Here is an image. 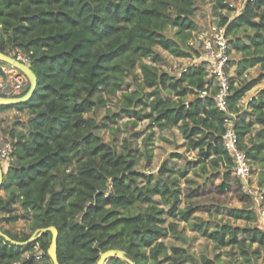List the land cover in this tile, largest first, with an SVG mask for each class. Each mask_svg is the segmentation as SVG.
Masks as SVG:
<instances>
[{
	"label": "trees",
	"instance_id": "obj_1",
	"mask_svg": "<svg viewBox=\"0 0 264 264\" xmlns=\"http://www.w3.org/2000/svg\"><path fill=\"white\" fill-rule=\"evenodd\" d=\"M201 2L212 3L217 23L226 26L230 74L235 68L227 111L216 105L218 86L205 63H190L178 75L158 66V47L179 58L199 56L188 42L199 29L194 17ZM233 11L227 0H0V51L28 55L38 81L29 101L0 105V113H25L3 130L13 149L0 184V229L24 242L37 229L56 226L60 264H96L111 249L125 251L135 264H258L264 259L255 198L244 191L223 144L231 119L251 164L264 163V87L243 104L264 78V0H246L232 17ZM4 65L0 61V76ZM254 67L260 74L245 78ZM131 83L135 88L125 92ZM203 90L210 93L202 96ZM118 91H123L122 112L149 118L161 130L177 128L185 151L196 156L173 152L174 163L165 160L157 172L139 169L141 157L152 161L153 134L144 150L134 142L140 132L119 144L106 141L90 115L105 104L103 93ZM119 116L108 117L115 122ZM190 173L204 177V183L221 177L220 192L231 189L236 178L247 203H214L209 217L198 215L195 205L183 201L182 180ZM260 174L264 205V168ZM194 181L199 186L192 194L203 185ZM21 218L29 232L4 226ZM189 231L216 249H228L226 258L220 252H192L196 236ZM52 236L45 232L29 244H17L0 235V264H54L48 254ZM124 262L111 257L106 264Z\"/></svg>",
	"mask_w": 264,
	"mask_h": 264
},
{
	"label": "rangeland",
	"instance_id": "obj_2",
	"mask_svg": "<svg viewBox=\"0 0 264 264\" xmlns=\"http://www.w3.org/2000/svg\"><path fill=\"white\" fill-rule=\"evenodd\" d=\"M227 1L235 8V11L231 13L232 17L242 10L246 2V0ZM194 18L198 24L199 29L208 28L209 25L217 23L219 21V17L215 15L212 10V3L209 2L200 3V10L197 12V15ZM157 51L162 56V60L158 63V66L161 70L169 71L171 74L178 75L181 68L191 63L190 58L176 57L161 47H158ZM234 55L235 52H232V57ZM146 61H149V59H147ZM260 72L261 70L259 67H254L251 69V71L246 73L245 78H256L260 74ZM231 74L232 76H235L234 67H232L231 69ZM236 83L238 84L239 82ZM263 87L264 78L260 83H258L253 89H251L247 93L245 99L243 100V104L246 105L250 98L253 95L257 94V92ZM125 88V92H129L130 90L135 88V84L131 83L130 88ZM149 91L150 89L146 90V92ZM122 92L123 91H118L115 95L103 93L104 99L106 101L105 104L96 108V110L90 114L100 124L99 131L106 141L116 142L117 144H119L125 136L134 132H140V135L135 138L134 142L136 146H138L141 150H144L146 145L145 139L150 134H153L150 145V148L153 150V158L151 163L149 164L147 162V158L143 156L141 157V160L137 165L139 169L146 171L147 173H150L152 171L157 172L159 167L165 160H172L170 158V155L173 152H181L189 159H192L196 156V152L185 151V147L183 145L184 139L182 138V135L177 128L161 130L158 126L151 125L152 120L149 118L137 120V118L133 114L129 115L125 112H122ZM115 113H120L121 116L117 117L115 122H112L108 116H111ZM20 117L24 118L25 113L19 112L14 109L0 113V120L4 124V128L13 125L15 120ZM106 123L108 125H105ZM0 162L2 167L5 168L6 163L2 160ZM171 162L174 163L173 160ZM180 164H182L181 161ZM252 166L254 170L249 184V188L261 191L262 187L260 184V172L264 168V163L262 165H258L252 162ZM203 178L204 177H201L195 173H190L187 179L182 180V185L184 187V204L195 205L197 208L198 215H201L203 217H209L208 209L214 208L212 207L214 206V203H224L238 206H242L247 203L243 199V193L239 188L238 182H236V178H232L233 186L231 189L225 192H220L217 188V185L221 182V177L215 176L212 178L211 181H208L207 183H204L205 178ZM194 180L200 181V184L203 183L201 190L196 194H192V190L198 187L199 184ZM253 196L255 198L254 194ZM255 202V208L257 209V201L255 200ZM19 210L22 211L21 208ZM238 223L244 224L243 222ZM258 224L264 229V225L260 221H258ZM4 226L18 234L30 231L28 222L24 218L19 219L13 224H5ZM188 234L190 236H196V238L191 243V250L195 254L199 255L203 252L213 256L220 252L224 254L222 257L226 258V250L228 249H216L214 244L206 238L200 235H194V233L190 231L188 232ZM258 264H264V259H258Z\"/></svg>",
	"mask_w": 264,
	"mask_h": 264
},
{
	"label": "built area",
	"instance_id": "obj_3",
	"mask_svg": "<svg viewBox=\"0 0 264 264\" xmlns=\"http://www.w3.org/2000/svg\"><path fill=\"white\" fill-rule=\"evenodd\" d=\"M188 43L200 51L199 56L191 59V63L206 64L209 73L208 76L213 78L218 86V90L214 95L216 105L220 110L227 111L228 96L231 89V74L229 71L231 48L228 36L226 35V26H220L218 23H214L209 25L208 28L199 29L194 33V36ZM16 58L24 63L30 64L29 56L26 54H18ZM187 68L188 65L181 68V71H186ZM2 70L4 73L0 76V96H21L30 86L27 75L20 69L7 64L2 67ZM209 93V90H203L201 92L202 96H206ZM3 130L4 124L0 120V161L2 160L7 164L11 160L13 144L5 136ZM223 144L233 158V168L243 183L244 191L255 195L259 221L264 225V205L261 202L263 194L261 191L249 188L253 174L252 164L247 153L239 147L238 135L231 119L227 120V130L223 136ZM40 256L41 254L38 255V257ZM124 264L131 263L126 261Z\"/></svg>",
	"mask_w": 264,
	"mask_h": 264
},
{
	"label": "water",
	"instance_id": "obj_4",
	"mask_svg": "<svg viewBox=\"0 0 264 264\" xmlns=\"http://www.w3.org/2000/svg\"><path fill=\"white\" fill-rule=\"evenodd\" d=\"M0 61L5 62L9 65H12L18 69H20L22 72H24L29 81H30V86L28 91L21 95V96H16V97H5V96H0V105H14V104H21L29 101L32 98V95L37 87V76L35 72L33 71L32 67L30 64L24 63L20 59H17L16 57L12 56L11 54H7L5 52L0 51ZM4 179V172L2 170V167L0 165V184L3 182ZM45 232H52V241L48 249V254L51 257L52 261L54 264H60L57 256V238H58V229L56 226H49L46 228H40L37 229L32 236L24 242L21 241H16L13 240L10 236L5 234L1 229H0V235L4 236L8 241L12 243H17V244H29L35 240H37L43 233ZM111 257L119 258L122 260H126L127 262L131 264H135L132 262L130 258L126 256L125 251L120 250V249H111L108 250L104 253H102L100 259L96 264H106L107 260Z\"/></svg>",
	"mask_w": 264,
	"mask_h": 264
},
{
	"label": "crops",
	"instance_id": "obj_5",
	"mask_svg": "<svg viewBox=\"0 0 264 264\" xmlns=\"http://www.w3.org/2000/svg\"><path fill=\"white\" fill-rule=\"evenodd\" d=\"M239 12H240V11H239ZM0 165H1V164H0ZM1 167H2V165H1ZM8 167H9V163L6 164L5 168L2 167V170H3L4 174L7 172Z\"/></svg>",
	"mask_w": 264,
	"mask_h": 264
}]
</instances>
